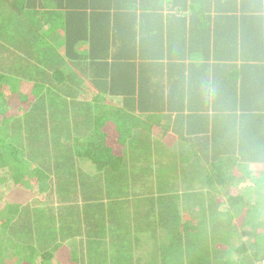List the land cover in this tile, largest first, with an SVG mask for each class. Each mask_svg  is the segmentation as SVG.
<instances>
[{
    "label": "trees",
    "instance_id": "obj_1",
    "mask_svg": "<svg viewBox=\"0 0 264 264\" xmlns=\"http://www.w3.org/2000/svg\"><path fill=\"white\" fill-rule=\"evenodd\" d=\"M212 5L264 0H0V264H264V63L181 44Z\"/></svg>",
    "mask_w": 264,
    "mask_h": 264
},
{
    "label": "crops",
    "instance_id": "obj_2",
    "mask_svg": "<svg viewBox=\"0 0 264 264\" xmlns=\"http://www.w3.org/2000/svg\"><path fill=\"white\" fill-rule=\"evenodd\" d=\"M257 10V11H256ZM221 8H217L216 6L212 5L211 7L203 10V14L208 16L206 23L202 22L197 24L192 29L189 26H186L185 32L181 37L180 41L181 44H186V46L196 45L200 43L201 48V55L203 58H199L198 62L202 60H208L213 62H222L225 59L224 53L228 52L227 47L232 48V55L240 62V53L244 54L246 58L249 60L253 59L264 63V50L254 51V48H264V25L262 26H251L248 25L246 27L241 26L240 17L244 14L250 15H258L264 14V7L262 8H236L231 11H227L226 14L230 17L222 18L220 17ZM189 13V12H188ZM224 13V12H223ZM232 21V24L229 25L227 22ZM179 38V36H178ZM178 38L176 41L178 42ZM195 41L193 43V40ZM197 46V45H196ZM247 46H252V49H248L247 52L244 51V48H248ZM205 57V58H204ZM260 76L258 79H264V71L258 73ZM176 76H173L174 79ZM255 77V76H254ZM190 78L186 77L184 79L187 82ZM211 90H214L213 86H210ZM176 97V95H175ZM172 100V99H171ZM186 111V109L190 106V102L185 97L184 102L177 107H182ZM125 110L131 113L132 115V122L140 129L147 132H150V137L148 138L149 143H157L164 141L162 135L160 136V132H156L155 130L159 127L160 124L164 123L165 121L161 118V113H155L150 111H143L139 107L135 109L127 108L122 106ZM177 111H173L170 113L167 111V114H171L172 118L168 120L169 123L173 124L176 116ZM1 120V117H0ZM180 125L185 124V120L179 122ZM172 139V138H171ZM175 139H172L174 142ZM182 142L179 143L181 145ZM154 155V154H152Z\"/></svg>",
    "mask_w": 264,
    "mask_h": 264
},
{
    "label": "rangeland",
    "instance_id": "obj_3",
    "mask_svg": "<svg viewBox=\"0 0 264 264\" xmlns=\"http://www.w3.org/2000/svg\"><path fill=\"white\" fill-rule=\"evenodd\" d=\"M5 192L7 191V190H4ZM233 249H234V247H233ZM236 252H234V257H236L237 258V256L236 255H238V254H235Z\"/></svg>",
    "mask_w": 264,
    "mask_h": 264
}]
</instances>
